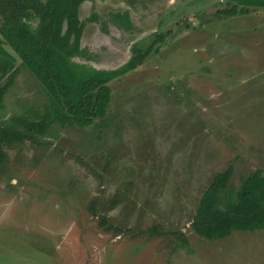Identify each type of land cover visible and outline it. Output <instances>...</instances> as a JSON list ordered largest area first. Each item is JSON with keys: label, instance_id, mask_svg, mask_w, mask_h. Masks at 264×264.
<instances>
[{"label": "rangeland", "instance_id": "obj_1", "mask_svg": "<svg viewBox=\"0 0 264 264\" xmlns=\"http://www.w3.org/2000/svg\"><path fill=\"white\" fill-rule=\"evenodd\" d=\"M243 8L236 0L84 3L81 19L95 22L82 41L89 58L78 62L115 70L133 51L146 60L109 83L104 123L56 125L40 139L48 146L6 147L0 264H264V230L208 240L191 228L214 176L232 168L238 188L264 172V8ZM17 67L4 120L47 104L30 70ZM105 215L123 232L104 233Z\"/></svg>", "mask_w": 264, "mask_h": 264}, {"label": "trees", "instance_id": "obj_2", "mask_svg": "<svg viewBox=\"0 0 264 264\" xmlns=\"http://www.w3.org/2000/svg\"><path fill=\"white\" fill-rule=\"evenodd\" d=\"M95 1L0 0V171L8 159L6 147L26 141L48 146L40 139L53 137L56 125L75 130L92 127L96 121L104 123L111 104L109 83L145 62L137 51L125 66L115 70L77 61L89 58L82 41L87 24L95 22L93 17L83 21L80 9L83 3ZM236 1L244 6L243 13L253 7L264 8V0ZM19 61L39 82L47 104L40 110L25 107L4 120L6 96L20 74ZM233 176L232 168L217 174L204 192L191 222L198 236L219 240L235 231L264 230V172H253L238 188L230 187ZM97 202L90 203L89 212H96ZM118 204L116 196L111 205ZM98 221L104 233L118 236L123 232L106 215ZM150 231L157 233L156 229ZM170 235L187 244L184 233Z\"/></svg>", "mask_w": 264, "mask_h": 264}, {"label": "crops", "instance_id": "obj_3", "mask_svg": "<svg viewBox=\"0 0 264 264\" xmlns=\"http://www.w3.org/2000/svg\"><path fill=\"white\" fill-rule=\"evenodd\" d=\"M86 3V2H85ZM83 5H84V3H83ZM83 5L81 6V8L83 7ZM80 12H81V9H80Z\"/></svg>", "mask_w": 264, "mask_h": 264}]
</instances>
